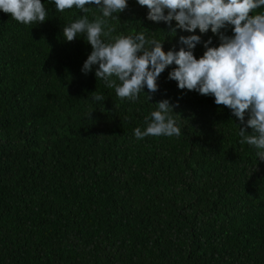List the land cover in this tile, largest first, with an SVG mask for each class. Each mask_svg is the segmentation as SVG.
<instances>
[{"label": "trees", "instance_id": "1", "mask_svg": "<svg viewBox=\"0 0 264 264\" xmlns=\"http://www.w3.org/2000/svg\"><path fill=\"white\" fill-rule=\"evenodd\" d=\"M41 2L42 24L0 11V264H264V161L240 143L231 110L179 89L175 65L151 100L146 87L121 100L95 67L82 73L86 36H63L84 13ZM147 11L128 0L105 42L148 29L167 52L195 34L197 59L209 38L219 45L211 30L173 35ZM87 15L102 13L92 5ZM164 99L179 104L181 135L137 140Z\"/></svg>", "mask_w": 264, "mask_h": 264}, {"label": "clouds", "instance_id": "2", "mask_svg": "<svg viewBox=\"0 0 264 264\" xmlns=\"http://www.w3.org/2000/svg\"><path fill=\"white\" fill-rule=\"evenodd\" d=\"M59 12L76 8L84 13L63 28L68 42L84 34L92 51L83 63L82 73L87 75L95 67V77L106 87L114 88L121 99L136 102L145 87L147 98L159 90L161 74L172 65L168 79L177 82L181 90L195 91L214 97L216 105L231 110L239 120L241 144L255 146L256 155L264 161V12L257 13L264 0H136L147 8L146 18L155 23H165L175 35L177 29L201 34L209 30L219 37L218 46H210L211 38L203 42L205 51L197 59L194 49L201 43L200 35L179 37V50H164V40L146 36L140 31L130 36H118L109 20H119L118 15L128 8V0H52ZM92 5L102 15L90 22L87 13ZM0 11L24 25L42 24L47 10L41 0H0ZM175 21V27L172 22ZM231 27L233 35L225 33ZM223 30V31H222ZM119 81V84L117 83ZM94 101L104 97L94 92ZM156 110L145 117L147 127L136 128L137 140L145 137H179L181 128L174 118V108L168 99L156 103ZM91 113L88 115L91 117ZM179 115V114H177ZM247 117V120H245ZM251 129V134L247 129Z\"/></svg>", "mask_w": 264, "mask_h": 264}]
</instances>
